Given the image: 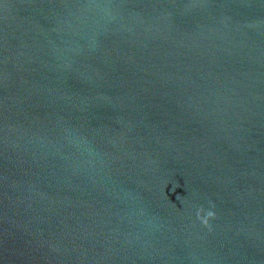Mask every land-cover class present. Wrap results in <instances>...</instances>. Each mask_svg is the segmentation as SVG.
I'll list each match as a JSON object with an SVG mask.
<instances>
[{
  "label": "water",
  "instance_id": "1",
  "mask_svg": "<svg viewBox=\"0 0 264 264\" xmlns=\"http://www.w3.org/2000/svg\"><path fill=\"white\" fill-rule=\"evenodd\" d=\"M0 264H264V0H0Z\"/></svg>",
  "mask_w": 264,
  "mask_h": 264
},
{
  "label": "clouds",
  "instance_id": "2",
  "mask_svg": "<svg viewBox=\"0 0 264 264\" xmlns=\"http://www.w3.org/2000/svg\"><path fill=\"white\" fill-rule=\"evenodd\" d=\"M200 211L202 212L203 209H201ZM197 215H198V218L201 219L202 223L205 226H208L209 225V219L214 218L215 213L213 211H208L206 216H200V212H198Z\"/></svg>",
  "mask_w": 264,
  "mask_h": 264
}]
</instances>
